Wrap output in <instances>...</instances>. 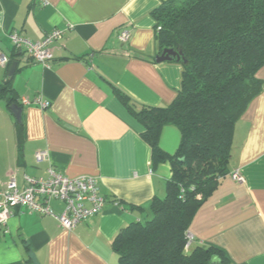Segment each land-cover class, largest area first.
<instances>
[{"label":"crops","instance_id":"crops-1","mask_svg":"<svg viewBox=\"0 0 264 264\" xmlns=\"http://www.w3.org/2000/svg\"><path fill=\"white\" fill-rule=\"evenodd\" d=\"M46 1L0 0V51L9 58L0 65V86L16 60L9 78L22 108L19 142L18 120L0 97V192L9 175L22 187L24 175L46 176L53 167L67 176H95L106 203L71 229L51 215L15 207L0 224V264H115L114 236L151 216V201L165 195L171 174L166 161L152 166L143 126L114 92L119 88L148 105H166L175 97L180 63L155 60L160 50L152 10L165 0ZM54 28L63 33L47 66L14 51L12 31L38 41ZM121 30L129 31L128 41L118 39ZM256 75L263 88L234 125L229 162L244 181L223 177L188 227L190 248L213 246L225 254V264H264V64ZM36 96L49 106L23 103ZM179 140L174 126L162 127L164 151L173 153ZM40 150L47 157L37 162ZM52 206L59 212L63 205Z\"/></svg>","mask_w":264,"mask_h":264},{"label":"trees","instance_id":"trees-1","mask_svg":"<svg viewBox=\"0 0 264 264\" xmlns=\"http://www.w3.org/2000/svg\"><path fill=\"white\" fill-rule=\"evenodd\" d=\"M152 15L159 50L181 54L172 59L181 65L180 87L166 105L114 92L143 126L152 166L166 161L171 174L165 195L151 201V216L114 236L115 264H225V254L213 246H186V234L199 206L231 171L234 125L263 88L256 72L264 64V0H165ZM13 93L7 77L0 97L11 104L17 102ZM165 125L180 133L173 153L159 145ZM15 126L21 142V120Z\"/></svg>","mask_w":264,"mask_h":264},{"label":"built area","instance_id":"built-area-1","mask_svg":"<svg viewBox=\"0 0 264 264\" xmlns=\"http://www.w3.org/2000/svg\"><path fill=\"white\" fill-rule=\"evenodd\" d=\"M41 2L47 3L46 0H41ZM62 33V29L54 28L47 32L41 40L33 41L12 31L9 33V38L14 51H25L33 61L47 66L53 58V43L62 36ZM129 36L127 30H121L117 34L122 42L128 41ZM8 62L9 58L0 51V65L5 66ZM32 101L41 107L49 106V101L42 100L40 96L32 100L23 99L25 104ZM46 157V150L35 153L37 162ZM228 176L240 183L244 181V176L238 169L229 171ZM53 201H59L63 205L61 211L56 212L53 209ZM105 203L106 199L99 191L98 180L92 175L67 176L50 167L46 176L24 175L22 187L17 186L14 175H9L5 188L0 192V224L7 222L15 207L23 206L31 212L51 215L61 227L71 229L78 222L101 211ZM193 239L194 237L187 232L186 246L190 245Z\"/></svg>","mask_w":264,"mask_h":264},{"label":"water","instance_id":"water-1","mask_svg":"<svg viewBox=\"0 0 264 264\" xmlns=\"http://www.w3.org/2000/svg\"><path fill=\"white\" fill-rule=\"evenodd\" d=\"M172 59L175 60H179L181 59V54L180 52H178L177 50L173 49V48H163L160 53H158L155 56V60L157 62H161V61H170ZM17 64L18 62L16 60L11 61L9 69H8V76L12 77L16 68H17ZM10 108L12 109L15 117L17 120L21 119V112H22V108L19 104H17L16 102H13L10 104Z\"/></svg>","mask_w":264,"mask_h":264},{"label":"rangeland","instance_id":"rangeland-1","mask_svg":"<svg viewBox=\"0 0 264 264\" xmlns=\"http://www.w3.org/2000/svg\"><path fill=\"white\" fill-rule=\"evenodd\" d=\"M145 220V219H144Z\"/></svg>","mask_w":264,"mask_h":264}]
</instances>
